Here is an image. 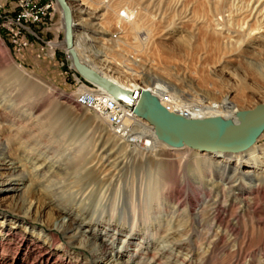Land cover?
<instances>
[{"label": "rangeland", "instance_id": "obj_1", "mask_svg": "<svg viewBox=\"0 0 264 264\" xmlns=\"http://www.w3.org/2000/svg\"><path fill=\"white\" fill-rule=\"evenodd\" d=\"M84 1L87 3V14L84 15L87 18L83 19L85 24L78 25V30L86 31L89 44L81 41L79 50L84 59L103 72L108 71L106 69L108 65L113 69L112 74L124 81L132 77L136 78L140 85L152 81L166 82L171 87V92L174 88L177 95L180 93L181 98L188 102L224 104V99L228 98L240 110L251 108L264 100V32L259 33L255 30L260 23V19L257 20L256 17L248 19V24L243 23L245 15L243 12L252 4L251 0ZM43 4H47L52 13H57L55 19L58 22L52 28L56 33L52 30L40 31L36 26L35 29L40 31L44 40L53 39L51 43L49 42L50 45L52 42L55 44L46 46V41L31 36L32 43L19 49V42L11 39L9 30L18 29V23L6 21L5 26L3 17L0 16V61H6L0 66V74L8 72L10 68H16L26 74L27 79L24 78V82L20 84L23 87V95L30 97L28 92L33 88L34 101L42 104L38 114L44 118L47 116L56 118L51 121L53 123L49 122L50 119L47 120L46 124L55 127L57 134L62 133L60 129L62 121H66L73 130L83 128L89 121L91 127L86 131L83 130L85 128L81 129L80 136L83 138L86 133L88 136L94 126L96 129L93 135L88 138L86 136L83 152L88 151L87 153L91 152L92 155L98 154L101 157L102 148H108L107 156L112 151L114 155L107 160V164H110L109 168L117 170L113 171L115 175H111L110 172V175L106 174L107 172L98 173L96 179L84 186L82 198L78 195L74 202L63 203L62 210L57 214L58 218L52 221L49 219L50 206L42 207L40 203H34L30 209L23 206L20 198L29 186L31 181L29 177L22 181L18 189L10 186L8 180L9 174L13 171L12 167L16 172L22 171L24 174L30 170L39 171L45 153L38 154L36 158L31 156L26 158L22 149L27 143L23 138H18L12 143L5 138L0 149V242L3 244L0 246V264H116L117 260L125 257L120 259L113 257V260H117L109 262L99 257L101 256L99 254L93 260V253L88 244L98 243L104 237L108 245H111L108 238L112 233L110 231V234H107V228H102L103 225L97 227L95 224L103 223L100 220L108 221L106 218H110L112 228L114 226L132 228L136 224L137 243L129 245L132 250H135L142 241L139 235L144 227L141 220L124 217L125 210L128 215L131 214L133 205L140 206L146 203L147 208L143 215H148L149 222H157L154 227H160L157 232L160 237L166 230L173 232L185 228L186 223H179L177 220L173 223L174 218L167 223L172 215L170 217L167 215L164 202L157 205L155 212L152 210L154 213L149 211L148 208L151 209L157 198L148 194L151 193L152 187L167 188L172 182L178 181L186 184L183 189L186 192L184 200L186 203L191 202L193 188L196 189L197 185L186 180V163L192 164L189 169L191 173L201 165V156L189 149H172L173 147L164 143L161 144L159 156L163 160L157 159L158 156L153 154L154 152L134 153L131 145L129 147L126 143H121L117 136L110 133L105 119L97 115L94 109L77 105L75 102L77 93L83 91L85 87L95 89V84L87 78L84 80L86 83L77 84L76 74L80 73L64 44L66 38L65 29L62 27L63 11L57 0H43ZM77 4V0H70L73 10L78 7ZM124 8L134 12V18L130 22L128 19L124 21L118 17V13ZM222 27H229L230 32L228 29L221 30ZM237 32L241 35L252 32L257 38L246 45L241 42ZM104 59L108 61L104 62ZM4 84L6 83L0 75V91L3 95ZM224 114L227 118H235V114ZM4 118L5 116L0 118V131L7 135L14 128H8L10 123ZM14 125L12 126L15 127ZM73 136L77 137L74 132ZM256 145L257 148L263 149L264 137L258 139ZM68 153L69 149L62 156L67 157ZM150 153L153 157H150ZM178 153L185 154L187 160L189 159L183 161L180 167L179 161H175V155ZM65 156L61 157L62 165L46 173L45 178L48 177L49 180L46 179L44 185L49 191H56L60 187L58 191L66 192L73 197L77 187L71 188L73 184L69 182L74 178L64 180L63 175L59 173L63 171L61 167L71 171L66 164ZM50 157L47 160L51 159ZM122 159L124 160L121 162ZM160 160L164 165L158 171L160 165L157 162ZM88 167L89 165L82 169V174ZM245 169L247 168L244 167L243 170ZM54 170L56 173L58 171L56 176ZM177 191H180V187ZM251 209L248 216L255 219L262 217L254 208ZM174 210L175 204H169L168 211ZM149 213L155 215L151 217ZM71 215L75 217L72 219L73 227H76L74 231L78 233L75 237H72L73 231L64 232L58 226L70 222ZM112 228L110 229L113 230ZM8 229L14 231L17 229L18 232L16 231L17 234L13 237L4 235ZM94 232L98 237L93 236ZM51 235L59 237V240L53 242L48 239ZM177 236L171 234L165 239L173 241ZM83 239L86 242H83ZM249 239L257 246L261 237L256 232L254 236H249ZM121 240V237H115L116 245L123 243L122 246H126L127 242ZM159 240L161 243L164 239ZM36 243H41L40 245L43 243L51 249V252L45 255L50 257L49 262L45 260V256H39L40 253L35 251L37 247L33 246ZM25 247L29 248L30 252H27ZM204 247L205 244L200 250H196L193 258L195 263L199 264L201 256L206 254L209 257L208 264H230L233 257V253H229L231 249L224 252L218 248L208 252ZM252 250L258 254L254 264H264L263 260L260 261L264 252L259 249ZM186 253V250H183L180 254L186 256Z\"/></svg>", "mask_w": 264, "mask_h": 264}, {"label": "bare ground", "instance_id": "obj_2", "mask_svg": "<svg viewBox=\"0 0 264 264\" xmlns=\"http://www.w3.org/2000/svg\"><path fill=\"white\" fill-rule=\"evenodd\" d=\"M68 2L70 3V0H68ZM77 2L78 7L74 8V10L72 8L75 24V48L82 62L89 64L122 86L132 88L134 91L138 92L135 94L136 97L139 96V92L142 88H150L153 92L158 94L162 102L169 105L172 110L182 112L187 116L204 117L212 114H220L227 118L224 114L226 113L229 115L235 114V118L233 119H236L238 109L234 106L233 101L228 98L224 99V104H216L213 102L207 103L203 101L188 102L181 98L179 95L180 93L177 95L174 88H172L171 92V87H169L166 82L152 81L149 84L140 85L136 82V78L134 79L129 77L126 81L121 80L117 77V75L115 76L114 73L112 74L113 69L112 67H108V65H106V69H108V71L103 72V70L89 63L87 59L82 57V52L79 50L81 41L85 44H89V41L86 38L87 33L86 31L78 30V25L85 24L83 19L87 18L84 16L87 14V3L84 0H77ZM251 3L252 4L248 5V8L243 12L245 15L242 14L244 15L243 23L246 24L248 19L256 17L257 20L260 19L261 21L259 20L260 23L255 30H258L259 33L260 31L264 32V0H251ZM58 4L62 9L59 1ZM123 10L124 13H121V11L118 13L119 19H124V21H127L125 19H128L130 22L131 19L134 18V12L128 8H124ZM11 22L18 23V21ZM62 27L66 32L64 16L62 19ZM242 27L243 25H241V28ZM228 28L222 27L220 29L227 30ZM236 34L239 38H241V42L246 45L249 44V42H254L257 38L252 32H245L243 35L238 32ZM50 43H48L49 46L55 44L52 42L50 45ZM64 44H66L68 51L72 56L66 40ZM103 61L107 62L108 59H104ZM5 63L6 61H0V66ZM0 75L6 83L3 85V89L5 90L4 95L0 91V118L5 116V121L10 123L8 124V128H14V130L9 132L7 135L0 131V149L5 138L8 139L10 143H12V141H16L18 138H23L24 142L27 143L22 149L25 152L24 157L27 158L28 156H31L32 158H36L38 154L45 153V158L41 163V171H37L38 169H36L35 172L34 170H30L27 174H24L22 171L16 172L15 168L12 167L13 171H11L8 178V180H10V186L14 189H18V186L22 183V181L26 179V177H29L31 180H29V186L20 198L23 206H27V209H30L33 207L34 203H40L42 207L48 205L51 207L49 219L55 221L58 218V212L62 210V204L66 202H74V200L78 198V195L79 198H82V190L84 186L86 184H90L91 181L96 179L98 173L107 172L106 174L108 175H115L113 171H116L117 169L114 168L115 170H113L112 168H109L110 164H107V160L114 155L112 154L113 151L107 156L106 150H108V148L104 147L105 149L102 148L101 155L103 154V156L101 157L98 156V154L92 155L91 152L87 153L88 151L83 152L85 149H83V147L86 143L85 138L87 133L83 138L80 134L82 132L81 129L85 128L83 130L86 131L88 127H91L89 121H87V124H85L83 128H75L74 130L66 123V121H62V125L60 127L62 133L57 134L55 132V127H50L49 124H46L47 120L50 119L49 122H51L56 118H50L49 116L44 118L38 114L42 104L34 101L33 88L30 92H28L30 97H25L26 95H23V87L20 84L24 82V78L27 79L26 74L16 68H10L8 72ZM30 78L33 79L32 77ZM87 80L95 84L96 88L93 89L85 87L83 91L77 93L75 102L79 106L94 109L97 115L105 119L104 122L108 127L107 129L110 130V133L115 135V137L117 136L118 139L121 140V143H126L129 147L131 145L134 153L144 154L148 151L154 152L153 154H157L158 156L157 159L163 160V158H159V156H161V144L164 143L169 147L171 146V148L173 147L172 149H189V151L197 152V154L201 156V165L195 168L191 173H189V169L192 164L190 165L189 163H186V180L197 185L196 189L190 187L193 188V197L191 202L186 203L184 200L186 192H184L183 189L186 184L178 181L172 182L167 188L152 187L150 190L151 193L148 194L151 195V197L155 196L157 198V202L151 206V209L148 208L149 211L154 213L157 210V205L160 202H164L167 215L169 217L172 215L167 223H170L169 221H172V218H174L173 223H175L176 220L179 223H186L185 228L180 230L176 229L173 232L166 230L165 234L160 237L157 234L160 227H154L157 222H149L150 219L147 220L148 215H143V211L147 208L145 206L146 203L141 204L140 206L133 205V210L131 208V216L128 215L125 210L124 217H131L133 220L139 219L142 223H144V227H142L143 230L139 235V238L142 241L139 242L135 250L130 249L129 245L132 246L137 243L135 238V235H137L135 223L132 228L124 226H114L112 228V223H109L110 218H106L108 221L100 220L103 223L99 222V224H95V226L98 227V225H103L102 228L108 229L106 230L107 234H110V231L112 232L110 238H108V240H111V245H108L107 239L104 237L103 239L101 238V241H98V243L90 242L88 245L90 247V251L93 253V260H95V256H99V254H101L99 257L104 258V260L109 262L117 260H113V257H117L118 259L125 257V259L123 258L124 260H117L116 264H198L194 262V255L196 250H200V248L205 244L204 248H207L208 252L218 248L224 252L231 249L229 253H233V257L230 264H254L258 254L252 249H259L264 252V244H262V241L264 240V148H257L258 146L256 145L258 139L261 140L262 137H264V131L261 134L262 137L260 138V135L257 141L250 148L237 152L202 151L194 149L188 145H172L158 137L154 126L148 120L138 116L136 113L135 114L137 116L130 115L133 104L123 99H117L121 109L118 111V117L120 120L115 124L112 120H110V114L104 113L101 109L100 102H97L99 98H102L103 96L107 97L111 93L99 83L90 79ZM85 91L95 95L97 101H94L93 103H84L79 100V96L81 95L80 93ZM70 100L72 102V99ZM129 104H131V109L129 108ZM13 124L16 126L14 125L15 127H13ZM95 129L96 128L94 126L88 136L93 135ZM72 131L77 135V137L73 136ZM60 134L62 137H60ZM111 138L112 137H110V139ZM106 143H108V141H106ZM67 149H69V153L67 157L65 155L64 156L67 159L66 164L69 166L71 171H66V167L64 169L61 167L60 169L63 171L59 173L63 175L64 180L74 178L71 182H69V184H73L71 188L77 187L73 197L71 194L58 191L60 187L57 188L56 191H49L48 189H45L44 185V181L46 179L49 180L48 177L45 178L46 173L52 168L55 169L58 165H62L61 157H64L62 154L65 153ZM153 154L150 153V157H153ZM50 156H53V158ZM175 156V161H179V167L182 165L183 161H189V159L187 160V156L185 154L178 153ZM48 157L51 159L47 160ZM123 160L124 159H122L121 162ZM161 160L157 162L160 165L158 171H160L161 166L164 165ZM43 163L45 164L43 165ZM234 163L236 164L234 165ZM88 165V170L82 174V169ZM244 167L247 169L243 170ZM74 172L75 174H73ZM54 173L56 176L58 171L57 173L56 171ZM178 187H180V191H177ZM171 203L175 204L174 212L168 211V206ZM251 208H254L257 213L261 214L262 217L255 219L254 217L248 216L249 211L252 210ZM152 210H154V212ZM149 214L151 217L155 215H151V213ZM124 217L123 219H125ZM74 218L75 217L71 215L70 222L58 225L60 229L62 228L64 230V232L73 231L74 233L72 237H75L78 234L74 231L76 228L73 227L72 219ZM93 229L94 227L92 230ZM16 231L17 229L15 231L13 229H8L4 232V235H12L13 237L17 234ZM256 232L261 237V240L257 246H254L252 241L249 239V236H254ZM95 233L96 232L93 233V236L98 237ZM171 234L178 236L173 238V241L165 239ZM79 236L86 237L84 234H79ZM117 236H119V238L121 237L122 242H127L126 246H122L123 243L116 245L115 237ZM48 237V239H51L53 242L55 240H59V237L57 238L55 235ZM160 238L164 239L161 241L162 245L159 240ZM143 239L145 240L143 241ZM82 241L86 242L85 239ZM163 242H166V244H163ZM167 242H169V244ZM40 244L36 243L33 247H37L35 251L40 253L39 256L44 257L51 252V249L43 243L42 245ZM2 245L3 244L0 242V246ZM28 249L29 248H26V251L30 252ZM183 250H186V256H182L180 254ZM49 258L50 257L45 256V260L47 262L50 261ZM201 258L200 263H209V257L206 254L201 256ZM262 260L264 262V256L260 259V261Z\"/></svg>", "mask_w": 264, "mask_h": 264}, {"label": "water", "instance_id": "obj_3", "mask_svg": "<svg viewBox=\"0 0 264 264\" xmlns=\"http://www.w3.org/2000/svg\"><path fill=\"white\" fill-rule=\"evenodd\" d=\"M58 1L65 20V38L77 71L99 83L116 99L131 102L134 112L154 126L160 139L172 145H188L202 151L237 152L250 148L264 131V100L251 108L238 110L236 119H233L220 114L187 116L170 109L150 88H142L136 97L132 88L122 86L81 61L75 48L72 8L68 0Z\"/></svg>", "mask_w": 264, "mask_h": 264}, {"label": "built area", "instance_id": "obj_4", "mask_svg": "<svg viewBox=\"0 0 264 264\" xmlns=\"http://www.w3.org/2000/svg\"><path fill=\"white\" fill-rule=\"evenodd\" d=\"M121 13H124V10ZM56 14L57 13H52L51 8H48L47 4H43V0H0V16L3 17L2 20L4 25L6 26V21H18V29L9 30L12 37L11 39L14 42H19V49H23L32 43V40L30 39L31 36L36 39L44 40V38L40 35V31H53V26L58 22L55 19ZM35 26L39 28L40 31L36 30ZM51 40L53 39L44 40L46 41V46ZM46 46L43 47V49H45ZM76 76L77 84L81 85L82 83H86L84 81L86 79L84 76L81 74H76ZM137 93L138 92L135 94ZM80 94L79 99L84 103H93L94 101H97L96 96L88 92H81ZM97 102H100L101 109L104 113L110 114V120H112L115 124L118 123L120 120L118 117V111L121 107L119 106L117 99L113 95L109 94L107 97L103 96L102 98H99ZM167 106L170 108L169 105ZM130 107L131 104H129V108ZM130 113V115L137 116L133 108Z\"/></svg>", "mask_w": 264, "mask_h": 264}]
</instances>
